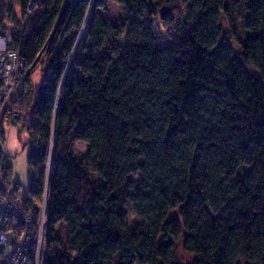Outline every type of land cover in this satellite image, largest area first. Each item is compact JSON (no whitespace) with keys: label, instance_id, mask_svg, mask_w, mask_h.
<instances>
[{"label":"trees","instance_id":"16d2710c","mask_svg":"<svg viewBox=\"0 0 264 264\" xmlns=\"http://www.w3.org/2000/svg\"><path fill=\"white\" fill-rule=\"evenodd\" d=\"M28 2L16 19L0 0V31L30 68L14 104L44 264H264V0H243L238 55L227 0Z\"/></svg>","mask_w":264,"mask_h":264},{"label":"built area","instance_id":"2783aa9c","mask_svg":"<svg viewBox=\"0 0 264 264\" xmlns=\"http://www.w3.org/2000/svg\"><path fill=\"white\" fill-rule=\"evenodd\" d=\"M38 0H29L26 15L30 16ZM11 32L0 31V127L1 123L15 124L20 114L14 110L15 97L27 72L17 52L9 49ZM0 264H44L46 228L48 220V195L45 191L38 207L27 211L15 198L9 181L5 184V151L0 141Z\"/></svg>","mask_w":264,"mask_h":264},{"label":"rangeland","instance_id":"374dc122","mask_svg":"<svg viewBox=\"0 0 264 264\" xmlns=\"http://www.w3.org/2000/svg\"><path fill=\"white\" fill-rule=\"evenodd\" d=\"M5 1L7 4V9L12 11V14L14 15V17H16V19L21 18L20 17L21 16V11H20L21 6L20 5H21L22 0H5ZM227 9H228L227 14L222 15V19H221L223 35L225 37H228V38L231 37L232 38V39H230V43L233 46V50H234L235 54L238 55L240 50H239L237 42L235 40H233V37H234L233 31L235 33H238L239 36L242 35L241 23H242V19L245 16V9H244L243 0H227ZM100 13L105 19L109 20L113 25H117V26L122 25L125 21V18H126V12H125L124 8L118 4L111 2V1H105L104 2V6L101 8ZM8 22H9V16L7 14L4 18V23H8ZM26 69H27L26 70V72H27L26 78H27L30 68H26ZM39 70L40 69L37 66L34 73L30 77V82H32L33 84H38L40 81ZM247 71L252 77H256V73L251 68L247 67ZM23 83L19 89V92L24 91ZM18 93H17V95H18ZM17 95L15 98H17ZM13 106H14V110L19 112V114H20V111L17 109L16 105L14 104ZM20 119H21V114L19 117V122L15 123V124H9L8 122L1 123L0 141H1V145H2V148L4 151H5V144H4V141H2V139H1L2 137H4L3 132H2V128L4 125H6L7 127L13 126V127L20 128V124H21ZM24 132L27 136V140L29 141L30 135L28 134L27 131L24 130ZM7 140L9 141V139H6V141ZM86 147H87V145L85 143L79 142V143H76L74 145V151L82 154L85 152ZM27 153H28V148H23L21 146L19 148V152L17 153L16 160L14 161V168L18 170V173L21 175V178H22L23 174H24V176H26L25 173L28 176ZM131 178L134 180L138 179L137 176H132ZM8 180L9 179L6 178V180L4 181L5 184H7L10 181V180L9 181ZM25 184H26V177L24 179H22V182H21L22 191L19 192V190L15 189V198H16V200L19 201L22 208L27 211L28 208L27 209L24 208L23 204H22V201L24 200L23 198H26V196H27V192L24 191L26 188ZM37 205L34 203L31 204V206H35V207ZM126 219H127V223L131 227H136L137 225L140 224V220L137 219V217L130 211L129 208L127 209V218ZM47 231H48V220H47V228H46V237H47ZM177 252H178L179 259L182 262L188 261V256H186L183 253L181 247H178Z\"/></svg>","mask_w":264,"mask_h":264},{"label":"crops","instance_id":"0c3cea01","mask_svg":"<svg viewBox=\"0 0 264 264\" xmlns=\"http://www.w3.org/2000/svg\"><path fill=\"white\" fill-rule=\"evenodd\" d=\"M2 132L4 135V144H5V161L8 165L11 166V177L10 182L12 183V186L14 187V190H19V192L22 191V179L26 177V188L24 191L27 192L29 180H30V173L28 168V176L25 173L26 176H22L18 173V170L14 168V161L16 160L17 153L19 152V148L23 145H25L28 140L27 136L24 131H21L18 127H7L6 125L3 126ZM6 139H9V141ZM28 156V153H27ZM28 166V163H27ZM27 197V196H26ZM22 198V197H21ZM24 199V198H23Z\"/></svg>","mask_w":264,"mask_h":264}]
</instances>
